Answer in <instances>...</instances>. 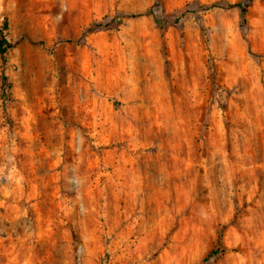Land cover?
<instances>
[{"label": "rangeland", "instance_id": "374dc122", "mask_svg": "<svg viewBox=\"0 0 264 264\" xmlns=\"http://www.w3.org/2000/svg\"><path fill=\"white\" fill-rule=\"evenodd\" d=\"M0 30V264H264V0H0Z\"/></svg>", "mask_w": 264, "mask_h": 264}, {"label": "trees", "instance_id": "16d2710c", "mask_svg": "<svg viewBox=\"0 0 264 264\" xmlns=\"http://www.w3.org/2000/svg\"><path fill=\"white\" fill-rule=\"evenodd\" d=\"M227 6L228 7H240L242 12H243V14H245V12H246L245 8L243 7V5L241 3H230V4H227ZM147 12L153 13V9H149ZM138 15L139 14H131L130 16L135 17V16H138ZM11 46H12V44L10 42H8V40L6 39L3 31L0 30V54L4 55L6 53L7 48L11 47ZM249 50H251L250 46H249ZM217 253H218L217 250L210 251L206 255V257L204 258V261H206L207 258L212 257V255L217 254Z\"/></svg>", "mask_w": 264, "mask_h": 264}]
</instances>
